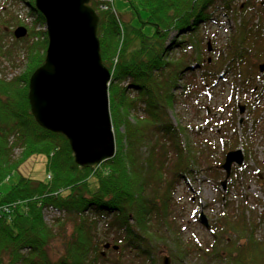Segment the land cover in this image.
<instances>
[{
	"label": "trees",
	"instance_id": "1",
	"mask_svg": "<svg viewBox=\"0 0 264 264\" xmlns=\"http://www.w3.org/2000/svg\"><path fill=\"white\" fill-rule=\"evenodd\" d=\"M233 1L125 0L127 9L118 10L114 0H90L99 17L101 59L111 72L107 90L116 146L113 156L83 167L75 163L66 137L41 127L30 111L28 78L44 60L47 36L45 30L34 28L44 23L34 0H16L27 8L32 26L24 23L27 36L11 38L13 50L4 48L0 36V54L23 50L25 57L21 74L0 77V181L30 155L45 156L47 165L43 179L20 175L6 191L0 190V264H126L124 256L137 264H160L159 222L168 217L174 182L192 173L197 159L183 128L169 117L174 90L182 87L186 92L195 78L209 87L218 70L255 72L264 60V25L253 29L250 13L246 17L252 0L234 8ZM219 8L245 16L234 26L225 54L216 50L218 58L209 60L201 26ZM8 19L13 28L22 23L15 15ZM186 74L188 80L179 86ZM263 84L252 90L255 96ZM143 146L141 156L138 148ZM44 207L59 212L52 221L64 215L71 223L61 249L49 250L55 232L43 219ZM240 217L241 223L225 218V224L245 241L231 240L223 251L208 252L213 264H264V241L256 239L254 229ZM99 220L105 222L108 239L98 234ZM214 233L218 236L220 229ZM178 239L176 234L174 247L167 251L169 259L184 253ZM107 244L105 253L111 255L104 258Z\"/></svg>",
	"mask_w": 264,
	"mask_h": 264
},
{
	"label": "rangeland",
	"instance_id": "2",
	"mask_svg": "<svg viewBox=\"0 0 264 264\" xmlns=\"http://www.w3.org/2000/svg\"><path fill=\"white\" fill-rule=\"evenodd\" d=\"M242 1L234 0L233 8ZM252 3L246 10V17L250 13L252 28L257 29L261 25L259 23L264 25V0H252ZM114 4L118 10L127 9L125 0H114ZM27 12V8L16 0H0V36L2 34L4 48L12 49L11 38L15 37L11 31L15 27L24 26L27 29L24 23L32 26V18ZM214 12L216 16L201 26L209 60L218 58L216 50L225 54V46L234 26L241 23L245 16L239 10L232 12L219 8ZM9 15L17 16L23 24L17 23L13 28V24L9 23ZM34 28L42 30L43 24L35 25ZM212 46L216 48L215 51ZM23 53L22 50L12 56L0 54V77L12 79L22 73L25 67ZM263 64L264 60L260 66ZM260 66L255 72L244 68L239 74H222L218 70L209 87L200 84L201 78H195V84L186 92L182 87L174 90L175 100L168 111L169 117L174 124L183 128L184 140L191 144L197 159L192 168L194 171L174 182L168 217L159 222L163 234V239L156 240L160 264H164L166 257L169 264H213L214 257L208 252L223 251L231 240L238 239L240 243L245 241L235 230L226 226L225 218L233 219L238 224L242 222V216L247 225L254 229V237L264 241V89L259 97L252 93V90L261 86V82L264 83V67L261 69ZM194 72L199 73V69ZM188 77L189 74L184 75L178 81L179 86ZM240 106H243L242 111ZM158 135L161 134H156L157 138ZM237 148L243 153V161L239 165L232 162L230 174L225 179V170L220 165L224 162L226 152ZM138 152L143 156L145 147H139ZM18 153V149H15L14 155ZM46 165L45 156L30 155L8 178L0 181V190L6 191L20 175L43 179ZM166 178L171 179V175ZM43 210V219L52 224L55 232L49 250L61 249L63 236L71 232V223L65 220L64 215L54 222L52 214H57L56 210L51 207H44ZM0 211H3L1 201ZM104 223V220L98 221L97 231L100 238L108 239L110 235L106 234ZM219 229L220 233L216 236L214 232ZM176 234H179L178 243L183 246L184 253L179 259L172 260L167 251L174 247L173 238ZM108 247L107 244L102 249L104 258L111 255L105 253ZM52 254L56 256L54 252ZM124 260L126 264H137L129 256H124ZM143 264L151 262L145 261Z\"/></svg>",
	"mask_w": 264,
	"mask_h": 264
},
{
	"label": "water",
	"instance_id": "3",
	"mask_svg": "<svg viewBox=\"0 0 264 264\" xmlns=\"http://www.w3.org/2000/svg\"><path fill=\"white\" fill-rule=\"evenodd\" d=\"M89 2L34 0L43 17L47 46L43 62L28 78L27 92L35 121L63 134L75 163L83 167L96 166L113 156L116 146L107 90L111 72L101 59L99 17ZM26 35L24 26L13 30L15 38ZM240 108L242 111L243 106ZM242 161L240 148L226 152L220 165L225 179L232 162L239 165ZM164 264H169L167 257Z\"/></svg>",
	"mask_w": 264,
	"mask_h": 264
}]
</instances>
